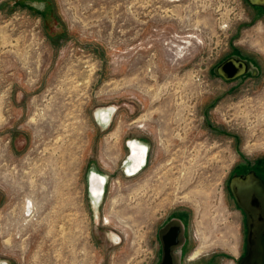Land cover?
Returning a JSON list of instances; mask_svg holds the SVG:
<instances>
[{
    "label": "rangeland",
    "instance_id": "obj_1",
    "mask_svg": "<svg viewBox=\"0 0 264 264\" xmlns=\"http://www.w3.org/2000/svg\"><path fill=\"white\" fill-rule=\"evenodd\" d=\"M235 50L256 64L224 80ZM131 138L148 151L128 176ZM261 158L264 23L246 0H0V264H153L173 215L203 261L233 264L227 179Z\"/></svg>",
    "mask_w": 264,
    "mask_h": 264
},
{
    "label": "flooded vegetation",
    "instance_id": "obj_2",
    "mask_svg": "<svg viewBox=\"0 0 264 264\" xmlns=\"http://www.w3.org/2000/svg\"><path fill=\"white\" fill-rule=\"evenodd\" d=\"M246 2L255 9L259 21L264 23V0ZM235 52L239 58L228 57L217 68V74L224 80L252 74L247 62L256 64L254 59L237 50ZM97 117L104 123L107 110L99 109ZM126 145L127 175L132 176L143 168L148 146L136 138L128 139ZM258 160L254 163L241 162L227 179V190L240 212L242 222L241 243L233 264H264V158ZM105 183L104 175L95 171L89 174V191L96 201L100 199ZM157 238L158 256L153 264H211L210 260H202L201 252L196 256L191 255L197 248L189 243L186 225L177 215L168 217L162 223Z\"/></svg>",
    "mask_w": 264,
    "mask_h": 264
},
{
    "label": "water",
    "instance_id": "obj_3",
    "mask_svg": "<svg viewBox=\"0 0 264 264\" xmlns=\"http://www.w3.org/2000/svg\"><path fill=\"white\" fill-rule=\"evenodd\" d=\"M99 109H102V108H98V109H96L95 111H94V117H95V119L97 120V122L101 125V126H103V127H107L108 125H109V123H110V120H111V116H112V114H113V112L115 111L114 109H112V108H103V109H106L107 110V113H108V111L110 112V117L109 116H107V118H106V121H104V123L103 122H100L99 120H98V117H97V111L99 110ZM111 109V110H110ZM91 173V172H90ZM89 173V174H90ZM88 179H89V175H88V177H87V182H88ZM106 180V179H105ZM104 190V189H103ZM88 191H89V186H88ZM89 193H90V191H89ZM102 194H103V191H102ZM102 196V195H101Z\"/></svg>",
    "mask_w": 264,
    "mask_h": 264
},
{
    "label": "bare ground",
    "instance_id": "obj_4",
    "mask_svg": "<svg viewBox=\"0 0 264 264\" xmlns=\"http://www.w3.org/2000/svg\"><path fill=\"white\" fill-rule=\"evenodd\" d=\"M116 135V134H115ZM103 148V147H102ZM204 250V249H203ZM200 253V249H197L193 254H191V255H193V256H196L197 254H199ZM191 257V256H190ZM194 259V258H193Z\"/></svg>",
    "mask_w": 264,
    "mask_h": 264
},
{
    "label": "crops",
    "instance_id": "obj_5",
    "mask_svg": "<svg viewBox=\"0 0 264 264\" xmlns=\"http://www.w3.org/2000/svg\"><path fill=\"white\" fill-rule=\"evenodd\" d=\"M111 110V109H110ZM107 116H109L110 117V112L108 111V113H107Z\"/></svg>",
    "mask_w": 264,
    "mask_h": 264
}]
</instances>
